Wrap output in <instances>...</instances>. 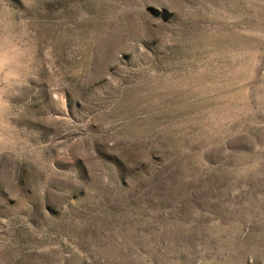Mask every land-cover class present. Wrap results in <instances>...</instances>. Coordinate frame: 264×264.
<instances>
[{
  "label": "rangeland",
  "instance_id": "374dc122",
  "mask_svg": "<svg viewBox=\"0 0 264 264\" xmlns=\"http://www.w3.org/2000/svg\"><path fill=\"white\" fill-rule=\"evenodd\" d=\"M7 3L37 73L0 264H264V0Z\"/></svg>",
  "mask_w": 264,
  "mask_h": 264
},
{
  "label": "clouds",
  "instance_id": "9594fccd",
  "mask_svg": "<svg viewBox=\"0 0 264 264\" xmlns=\"http://www.w3.org/2000/svg\"><path fill=\"white\" fill-rule=\"evenodd\" d=\"M0 151L21 138L25 98L36 77V52L21 19L0 0Z\"/></svg>",
  "mask_w": 264,
  "mask_h": 264
}]
</instances>
